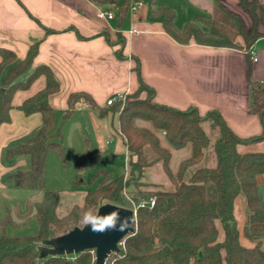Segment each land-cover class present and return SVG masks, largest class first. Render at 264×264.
<instances>
[{"label": "trees", "instance_id": "trees-1", "mask_svg": "<svg viewBox=\"0 0 264 264\" xmlns=\"http://www.w3.org/2000/svg\"><path fill=\"white\" fill-rule=\"evenodd\" d=\"M97 5H118V22L126 16L131 1L138 0H90ZM239 5L251 18L247 30L242 19L234 12L228 13L238 23L237 28L229 27L217 20L194 16L181 29L174 24V11L167 7L153 9L154 14L163 17L165 31L176 41L185 43L191 38L203 44L214 46L240 47L249 58V48L260 36L259 23L264 21V12L258 0H239ZM205 20L209 31H203L196 21ZM243 40V45L238 41ZM36 47L32 46L27 56L7 71L4 86L0 88V124L10 121L12 96L16 90L28 88L39 75H45V86L19 104L18 108L26 115L40 112L42 124L29 138L6 148L7 158L28 156L30 167L17 170L9 175L14 186L43 188L45 180V161L50 150L63 157L62 134L60 127L55 136L50 134L54 125L53 108L48 101L50 94L59 90V83L51 69L41 65L31 69L24 80L19 76L32 67ZM0 74L9 60H15V54L0 47ZM136 69L138 66L136 65ZM250 68L248 67V75ZM143 88V87H142ZM142 89L127 94L126 103L118 113V131L124 138L128 150L127 176L113 177L111 172L96 167L92 177H99L95 187L88 188L83 197V206H74L67 214L57 215L60 192L44 189L42 197L34 203V218L37 231L32 235L0 234V264H93L91 249L77 253L40 254L39 247L55 236L68 232L66 225L76 220L89 209L105 203H112L132 208L126 201L124 191L130 185L147 186L143 180L144 168L161 159L168 174L172 189L139 190L141 196L134 195L132 201L154 198L152 206L136 208L133 230L124 236V248L115 251L114 264H264V205L258 195L257 175L264 176V151L241 153L239 143L247 142L235 136L224 124L220 114L215 111L199 115L196 110H178L154 102L151 92L141 96ZM260 89L253 87L250 110L259 113L264 125V99H259ZM152 100V99H151ZM77 102L88 103L97 108L92 97L84 91L68 95L67 108L62 122L70 118ZM119 103H113L110 110L116 111ZM99 108V115L106 113ZM144 118L157 129L165 133L168 142L175 148L187 142L192 144L189 159L181 162L176 175L168 169L169 151L159 146L157 137L149 130L138 128L134 120ZM208 123V124H206ZM206 124L208 130H206ZM215 131L212 139L210 132ZM264 132L249 139H262ZM155 155L150 158L145 147ZM82 165L80 166V168ZM92 180L84 181L77 175L73 187L81 184L90 185ZM244 198L247 218L244 234L253 240L252 247H245L239 242L238 228L233 214V203L237 195ZM81 213V214H80ZM216 220L222 224L224 237L217 240ZM14 224L9 212L0 217V226ZM201 256L198 258V253Z\"/></svg>", "mask_w": 264, "mask_h": 264}, {"label": "crops", "instance_id": "crops-1", "mask_svg": "<svg viewBox=\"0 0 264 264\" xmlns=\"http://www.w3.org/2000/svg\"><path fill=\"white\" fill-rule=\"evenodd\" d=\"M177 3L187 14V22L200 15L237 28L224 22L231 11L239 15L247 30L252 23L239 0H149V5L135 10L129 5L121 23L116 5H97L90 0H0V47L11 50L16 63L27 56L32 46L36 47L32 69L48 66L59 83V90L48 97L54 114L50 134L69 120L79 128L86 127L97 143L92 170L103 168L98 165L102 158L123 157L125 167L116 176L127 174L128 150L118 131V111L110 110L111 105H107L106 100L117 92L127 95L138 89H142L141 96L150 91L152 102L159 105L178 110L192 108L199 115L215 111L235 136L248 140L237 145L239 152L264 151V135L262 139L249 140L264 132L259 113L250 110L253 87L264 91V21L258 25L260 36L249 48L256 55L253 61L250 54L249 58L246 56L243 47L214 46L192 38L185 43L174 40L163 27V17L152 10L159 7L173 10L174 24L181 29L184 25L180 27L176 21ZM258 5L264 12V0H258ZM100 7L112 10L114 17L98 18L96 13ZM215 10H222L227 16L220 20L208 15ZM29 73L18 79L24 80ZM45 84L46 77L42 74L28 88L16 90L11 101L10 121L0 124V191L6 187L5 182L11 180V173L30 167L28 156L7 158L4 152L7 147L31 137L41 126L40 112L26 115L18 106ZM76 91L88 93L97 108L77 102L69 119L56 121L58 112L63 117L68 95ZM99 108L106 109V113L99 115ZM84 113L87 119L81 118ZM134 125L151 131L159 146L169 151L168 169L176 175L181 162L190 158L192 144L173 147L165 133L146 119L136 118ZM145 149L150 158L155 156L148 146ZM106 170L116 177L111 170ZM143 180L147 183L144 189L170 190L173 187L161 159L144 168ZM256 182L257 189L263 187L264 176L257 175ZM233 214L240 244L252 247L255 242L243 230L247 214L241 194L234 200ZM215 224L217 240L221 241L222 224L219 220Z\"/></svg>", "mask_w": 264, "mask_h": 264}, {"label": "rangeland", "instance_id": "rangeland-1", "mask_svg": "<svg viewBox=\"0 0 264 264\" xmlns=\"http://www.w3.org/2000/svg\"><path fill=\"white\" fill-rule=\"evenodd\" d=\"M145 5H149V0H142V5L138 6L137 8L143 7ZM176 6V21L179 24L178 26L182 27L189 19H187V14L183 11L180 4L177 3ZM116 8L119 9V6L116 5ZM208 15L220 20H222V16H227L224 12H222V10H215ZM224 22L226 24L230 23L235 27L238 26L236 19L232 16L228 17V19ZM196 24L203 30L209 29L203 18H199L196 21ZM239 42L242 44V46H244L242 38H240ZM16 64L17 63L15 60H9L7 65L3 68L0 74V88L4 86V78L7 74V71ZM31 69L32 67L27 72L31 71ZM259 99H264L263 90H260L257 104L260 103ZM125 101L126 98L119 103V106L116 110L118 113L125 105ZM149 101L152 102L151 99H149L148 102ZM55 118L56 121H61L62 113L58 112ZM81 118L87 119L86 113L82 114ZM60 130L62 133L64 156L61 157L56 152V150L53 149L47 153L43 188L18 187L14 186L11 180L5 182L6 187L0 191V202L2 203H0V217H3L6 212H9L14 224H4L3 227L0 226V234L32 235L36 233L37 223L34 218V203L42 197L44 189H53L60 192V202L57 206L56 212L57 215L63 216L67 214L74 206H80L81 198L83 197L85 191L88 188L95 187L98 184L99 178L92 177L93 170L91 169L92 163L94 162L93 156L97 150V143L94 140L92 133H88L86 127L79 128L76 123L70 120L63 124L60 127ZM206 130H208L207 125ZM52 135L55 136V131H52ZM210 136L212 139L215 138L216 132L211 131ZM81 165L82 167L80 168ZM98 165L111 170L114 176H116L122 172L123 168L125 167V161L123 157H116L112 159L105 157L98 162ZM23 169L25 168L23 167ZM77 175H80L81 179L84 181L92 180L91 184H81L77 187H73V181ZM125 176H127V174ZM143 187L144 186H128V188L124 191L126 201L131 205H135V203L132 201V197L134 195L144 198V196H141L138 192L139 190L143 191ZM258 192L260 200L264 204V186H259ZM241 197L243 198L242 195ZM92 210L97 211V208H93ZM81 218L82 216H79L76 220L69 221L66 225V229L83 227L80 224ZM58 246L60 245L58 244ZM115 255L116 253L112 254L113 257H115Z\"/></svg>", "mask_w": 264, "mask_h": 264}, {"label": "water", "instance_id": "water-1", "mask_svg": "<svg viewBox=\"0 0 264 264\" xmlns=\"http://www.w3.org/2000/svg\"><path fill=\"white\" fill-rule=\"evenodd\" d=\"M100 215L110 213L114 210L120 212L121 218H129L130 226L125 231H108L104 233H94L88 227L72 228L68 232L55 236L49 241H45L44 245L39 247L40 254L48 253H77L85 249H94L95 262L94 264H102L104 258L111 251H117L118 241L127 233L131 232L134 227V217L132 209L125 206H120L112 203H105L98 207ZM58 244L60 246H58ZM201 253H198V258Z\"/></svg>", "mask_w": 264, "mask_h": 264}, {"label": "clouds", "instance_id": "clouds-1", "mask_svg": "<svg viewBox=\"0 0 264 264\" xmlns=\"http://www.w3.org/2000/svg\"><path fill=\"white\" fill-rule=\"evenodd\" d=\"M85 199L86 196L81 198V206ZM80 224L94 233L101 234L108 231H125L130 226L129 218H121L120 212L116 210L100 215L98 210L89 209L83 213Z\"/></svg>", "mask_w": 264, "mask_h": 264}, {"label": "built area", "instance_id": "built-area-1", "mask_svg": "<svg viewBox=\"0 0 264 264\" xmlns=\"http://www.w3.org/2000/svg\"><path fill=\"white\" fill-rule=\"evenodd\" d=\"M142 5V1L138 0V1H134L131 5H130V9L131 10H135L138 6ZM263 9H264V5H263ZM97 17L100 19H112L114 17V13L112 10H110L109 8H105V7H100L97 11ZM249 54H250V58L254 61L256 60V55L254 54V51L252 49H249ZM126 94L122 93V92H117L114 95H112L111 97H109L106 100V104L107 105H112L113 103H120L121 101H123L125 99ZM154 204V198L151 197L149 199H143L140 200L138 202V204L133 205L132 212H133V217H135L136 214V208L138 206H143V205H149L152 206ZM118 248L119 247H124V237L121 238L118 243H117ZM91 252L93 254V264L95 262V251L94 249H91ZM115 253V251H111L109 254H107V256L104 258V261L102 264H114V257L112 256V254Z\"/></svg>", "mask_w": 264, "mask_h": 264}]
</instances>
